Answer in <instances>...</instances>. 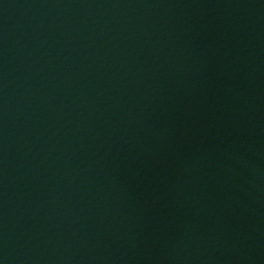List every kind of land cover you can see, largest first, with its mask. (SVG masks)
Wrapping results in <instances>:
<instances>
[{
  "label": "water",
  "instance_id": "1",
  "mask_svg": "<svg viewBox=\"0 0 264 264\" xmlns=\"http://www.w3.org/2000/svg\"><path fill=\"white\" fill-rule=\"evenodd\" d=\"M0 264H264V0H0Z\"/></svg>",
  "mask_w": 264,
  "mask_h": 264
}]
</instances>
